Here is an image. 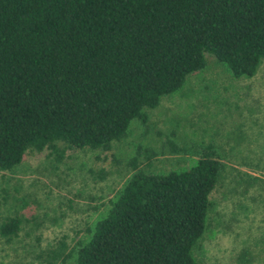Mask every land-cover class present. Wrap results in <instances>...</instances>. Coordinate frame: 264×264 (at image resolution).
I'll list each match as a JSON object with an SVG mask.
<instances>
[{
	"label": "trees",
	"instance_id": "trees-1",
	"mask_svg": "<svg viewBox=\"0 0 264 264\" xmlns=\"http://www.w3.org/2000/svg\"><path fill=\"white\" fill-rule=\"evenodd\" d=\"M206 54L234 76L252 75L264 58V0H0V169L26 150L47 149L55 161L66 148L109 150ZM162 146L182 150L167 137ZM153 154L142 150L145 166ZM129 163L77 242L75 264H197L192 248L224 172L213 143L183 168ZM23 220L16 208L1 216L0 239L15 237Z\"/></svg>",
	"mask_w": 264,
	"mask_h": 264
},
{
	"label": "rangeland",
	"instance_id": "rangeland-1",
	"mask_svg": "<svg viewBox=\"0 0 264 264\" xmlns=\"http://www.w3.org/2000/svg\"><path fill=\"white\" fill-rule=\"evenodd\" d=\"M205 58L201 69L145 109V125L131 120L109 150L66 148L58 161L47 149L26 150L17 164L0 169V217L16 208L24 218L15 237L0 239V264H75L77 242L87 239L132 172L131 157L138 167L164 172L192 163L206 142L224 172L209 193L192 256L197 264H264V58L249 76ZM165 137L182 150L162 146ZM146 148L154 152L149 166ZM101 169L104 177H96Z\"/></svg>",
	"mask_w": 264,
	"mask_h": 264
}]
</instances>
